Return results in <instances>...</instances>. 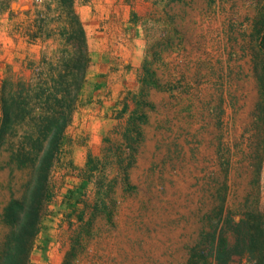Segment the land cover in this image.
I'll use <instances>...</instances> for the list:
<instances>
[{
    "label": "rangeland",
    "instance_id": "obj_1",
    "mask_svg": "<svg viewBox=\"0 0 264 264\" xmlns=\"http://www.w3.org/2000/svg\"><path fill=\"white\" fill-rule=\"evenodd\" d=\"M42 1L0 0V31L37 36ZM105 9L111 23L125 11L127 25L109 50L89 51L30 264H187L220 227L227 159L226 205L258 199L264 227V0H106ZM26 46L32 61L26 49L5 51L4 77H45L39 44Z\"/></svg>",
    "mask_w": 264,
    "mask_h": 264
},
{
    "label": "trees",
    "instance_id": "obj_2",
    "mask_svg": "<svg viewBox=\"0 0 264 264\" xmlns=\"http://www.w3.org/2000/svg\"><path fill=\"white\" fill-rule=\"evenodd\" d=\"M63 1L69 8L71 26L64 31L65 43L57 62L50 63L45 77L36 82L10 76L0 80V264H30L53 197L52 176L68 143L65 133L87 80L89 58L84 31L72 0ZM260 40L264 47V32ZM223 167L220 227L203 235L201 253L193 249L187 264H264L259 200L232 212L226 205L225 190L229 189L233 165L227 159ZM261 168L262 163L257 165L258 178ZM93 170L89 156L84 171L88 174ZM19 176L26 179L19 182L21 194L16 196L14 187ZM225 207L228 212L224 215Z\"/></svg>",
    "mask_w": 264,
    "mask_h": 264
},
{
    "label": "crops",
    "instance_id": "obj_3",
    "mask_svg": "<svg viewBox=\"0 0 264 264\" xmlns=\"http://www.w3.org/2000/svg\"><path fill=\"white\" fill-rule=\"evenodd\" d=\"M79 1L80 0H72V9L76 14L78 20L80 21L82 29L84 31L88 56H90L89 51L91 52L96 50L102 52L105 50H109V43L112 41V39L116 38V34L122 32L121 25L124 27H126L127 25V17L125 15V11H123L122 16L120 15V12L114 14L113 23H111L109 13L105 9L106 0H84V4L80 6ZM117 1L119 2V5H122L125 8L126 0ZM38 8L39 9H36V13L38 14L37 16L41 18L40 20L42 21V23L40 27H38L39 33L36 32L38 34L37 36H29L28 33L26 34L25 32H17L18 34H16V32L12 31L11 29H9L6 33L0 31V41L2 42L0 50H4V55L0 56V60L6 56L5 51H7V49L23 48V51L25 49L26 50L23 52L22 58L25 57L27 60L32 61V56H30V53L27 51V49L30 48L26 46V44H30L32 42L39 44V54L42 59L41 63L44 62L45 64L49 65L50 63H54V61L59 58L58 55H60V50L65 43L64 31L65 29L68 30L71 26V16L68 13L69 8L63 0H43L42 4ZM0 11L2 10L0 9ZM28 11H30V8ZM113 25H118L119 28H110ZM96 27H101L102 31L97 30ZM12 62V58L8 59V63ZM30 66V64L26 65V68ZM9 67L11 68L12 66L10 65ZM23 71L25 72L27 70H24L23 68ZM2 78H4V74L0 70V80ZM73 118L74 116L72 117L71 124L67 128L68 131H70L73 127ZM73 177L75 179L74 182ZM68 178H70L68 180L69 185L65 184V188H67L66 186L73 187L79 184L77 183V181L79 180L78 175L70 176ZM86 186L88 189H90L93 188L94 184L92 182H87Z\"/></svg>",
    "mask_w": 264,
    "mask_h": 264
}]
</instances>
